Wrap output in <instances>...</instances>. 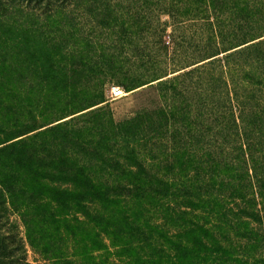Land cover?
<instances>
[{
	"label": "trees",
	"instance_id": "1",
	"mask_svg": "<svg viewBox=\"0 0 264 264\" xmlns=\"http://www.w3.org/2000/svg\"><path fill=\"white\" fill-rule=\"evenodd\" d=\"M129 1L136 4L130 14L123 8ZM140 1L0 0V41L14 28L33 36L41 28L47 31L42 37L57 40L56 32L61 38L71 30L76 11H109L110 18L141 25ZM231 2L157 0L173 22L174 38L197 28L194 46L173 43L176 71L158 83L168 96L160 119L171 144L160 161L183 169V176L168 184L129 170L121 180L153 179L165 186H99L110 178L72 163L63 142L51 140L56 128L4 142L0 264H30L27 246L52 264H264V0H242V29L228 36L219 20ZM197 122L216 125L226 141L198 144L190 127ZM226 201L237 208L231 220L221 209ZM232 238L258 248L259 257H239Z\"/></svg>",
	"mask_w": 264,
	"mask_h": 264
},
{
	"label": "rangeland",
	"instance_id": "2",
	"mask_svg": "<svg viewBox=\"0 0 264 264\" xmlns=\"http://www.w3.org/2000/svg\"><path fill=\"white\" fill-rule=\"evenodd\" d=\"M134 6L133 1L123 4L128 14ZM139 6L138 22L144 20L141 25L123 22L113 14L110 18L109 11L98 9L87 16L79 11L72 14L71 30L65 29L61 38L56 32L57 40L42 37L47 31L41 28L34 36L23 28L4 35L0 41V147L9 140L56 128L52 137H47L63 142L72 163H84V172L110 178L97 182L99 186H165L153 179L121 180L129 170L158 176L168 184H172V177L183 176V169L160 161L170 143L165 121L160 119V108L168 96L158 83L169 80L176 71L171 61L173 43L179 42L186 49L194 46L197 28H186L176 39L172 36L173 22L167 11L157 6V0H141ZM219 22L228 36L240 33L242 0L223 5ZM240 44L242 41L236 43ZM114 87H120L124 96L114 98ZM210 125L191 124L198 136L195 142L208 146L216 140L226 141V133H218V127ZM182 181L176 183L181 185ZM221 209L228 220L235 214L231 209L237 211L232 201H226ZM217 218L215 214L212 225ZM12 220L18 222L24 236L17 216ZM253 227L261 230L259 224L253 223ZM1 228H5L3 222ZM232 239L239 257H259L258 248ZM260 251L264 256V243ZM27 258L30 264H52L30 246Z\"/></svg>",
	"mask_w": 264,
	"mask_h": 264
},
{
	"label": "built area",
	"instance_id": "3",
	"mask_svg": "<svg viewBox=\"0 0 264 264\" xmlns=\"http://www.w3.org/2000/svg\"><path fill=\"white\" fill-rule=\"evenodd\" d=\"M111 94L114 98H121L124 96V92L120 87H114L111 90Z\"/></svg>",
	"mask_w": 264,
	"mask_h": 264
}]
</instances>
